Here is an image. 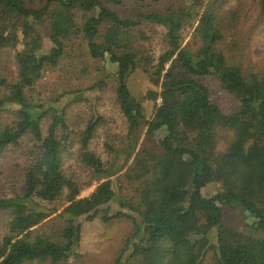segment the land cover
I'll use <instances>...</instances> for the list:
<instances>
[{
  "label": "trees",
  "instance_id": "trees-1",
  "mask_svg": "<svg viewBox=\"0 0 264 264\" xmlns=\"http://www.w3.org/2000/svg\"><path fill=\"white\" fill-rule=\"evenodd\" d=\"M37 2L0 0V52L12 51L17 65L13 74L0 71V159L32 142L21 150L30 154L23 191L0 196V213L10 214L0 264L66 262L76 255L83 225L97 219L132 223L114 264H264V53L255 63L256 31L240 29L245 1ZM125 4L134 19L121 15ZM257 6L261 35L264 0ZM158 37L164 48L156 58L147 44ZM76 53L116 66L108 79L116 78L127 133L105 135L107 158L93 148L104 117L92 110L77 123L68 113L83 102L93 108L85 94L102 90L104 81L45 103L33 96L44 72ZM8 62L0 54L1 70H10ZM135 68L160 89L149 119L126 82ZM213 86L226 97L223 103L213 101ZM143 130L149 139L163 132L157 153L137 151ZM74 146L89 175L85 184L64 172V156ZM133 158L134 167L120 175ZM93 181L95 190L81 197ZM212 185L219 190L204 196ZM228 206L241 207L248 231L225 223Z\"/></svg>",
  "mask_w": 264,
  "mask_h": 264
},
{
  "label": "rangeland",
  "instance_id": "rangeland-1",
  "mask_svg": "<svg viewBox=\"0 0 264 264\" xmlns=\"http://www.w3.org/2000/svg\"><path fill=\"white\" fill-rule=\"evenodd\" d=\"M28 5L36 6L37 0H25ZM247 4V10L241 20L240 29L245 32L243 34H252L253 29L256 31L255 39H253V55L254 62L258 63L264 53V34H258L260 27H258L259 14L257 2L258 0H244ZM55 8H52V11ZM51 11V12H52ZM121 15L129 16L134 19L135 12L129 4H125L119 8ZM257 26V27H256ZM192 33L186 39L185 44L190 41ZM50 33L45 32L44 37V52H48L52 43L50 41ZM161 38L158 37L152 43L148 45L149 54L157 58L162 54L164 44H162ZM160 40V41H159ZM5 60H9L8 66L10 70H1L2 73L13 74L17 71V65L14 63V53L10 50H4L0 52ZM84 57L81 53L74 54L73 58H64L60 61V64L55 69H48L44 72L43 78L38 82L35 87L34 98L36 103H45L52 97L60 95L62 93H73L79 87L86 88L97 84L99 81H104L105 87L102 90H94L90 93H86L91 104L94 106L91 108L84 102L79 105H75L70 109V116L78 118L77 123H82V119L88 120L91 116V112L97 113L104 117L105 125L100 128L102 138L98 141L93 148L103 158H107V154L104 148L105 135L109 132L117 135H126L127 126L125 118L123 117L119 106L116 103V78L108 79V74H115L116 66L109 62V60L98 61L90 63L83 61ZM13 63H12V62ZM89 63L84 67L83 63ZM84 67V68H83ZM127 85L132 93L133 98L139 104V107L144 112L147 119L151 118L152 113L156 105L160 104V99L155 103L152 98H158L160 92L159 88H156L149 79L147 73L141 69H132L128 73L126 79ZM213 101L221 104L225 101L226 97L221 92L218 86L212 87ZM68 103L69 101L66 100ZM65 103V102H64ZM9 118V117H8ZM84 128L83 124L81 125ZM145 131L143 130L140 135V143L137 151H152L157 153L158 141L163 137V132H159L155 138H146ZM32 145L30 139L25 140L22 149ZM70 148L67 150V155L64 156V172L74 173L82 183L89 181V175L83 168L81 162L76 157V149ZM21 149V150H22ZM18 152H7L0 159V196L10 195L12 190L23 191L22 188V176L25 169V163L29 158V151L23 150ZM70 150V151H69ZM134 158L131 159L127 168L121 172L120 175H125L129 167L134 163ZM98 182L93 181L91 185L87 186L81 193V197L89 196L96 188ZM127 186V185H126ZM219 186H209L202 190V194L206 197L213 196ZM131 195V191H128ZM10 220V214L4 212L0 213V238L4 232L7 222ZM249 218L241 207L228 206L224 208V221L232 228L248 231L247 223ZM49 230L48 227L40 229L41 232ZM132 231V223L128 221H115L113 224H105L101 220L97 219L93 222H87L83 225L79 239V246L76 249V255L71 257L68 261L59 264H114L117 258L120 256L128 235ZM27 264H43L38 261L29 262ZM49 264V263H44Z\"/></svg>",
  "mask_w": 264,
  "mask_h": 264
}]
</instances>
